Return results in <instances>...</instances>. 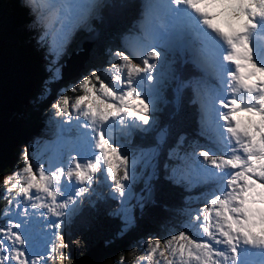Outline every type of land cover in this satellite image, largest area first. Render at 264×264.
Segmentation results:
<instances>
[{"label":"snow or ice","instance_id":"obj_1","mask_svg":"<svg viewBox=\"0 0 264 264\" xmlns=\"http://www.w3.org/2000/svg\"><path fill=\"white\" fill-rule=\"evenodd\" d=\"M21 2L37 45L48 53L47 98L63 79L67 45L78 30H92L101 5ZM140 25L136 53L110 50L107 67L55 91L50 110L62 126L76 129L75 154L46 166L25 145L23 167L4 178L0 199L7 206L0 216L8 219L0 227V264H66L78 241L65 229L77 206L100 187L117 201L110 213L122 221L117 235L133 226L134 210L142 207L132 187L137 161L122 140L134 129L154 127L164 78H177L169 60L177 52L217 86L206 89L203 80L179 85L178 91L193 87L206 143L179 137L164 167L189 188L209 185L210 195L189 208L184 230L131 245V264H264V0H146ZM164 142L166 134L158 141ZM113 264H129V258L121 252Z\"/></svg>","mask_w":264,"mask_h":264},{"label":"trees","instance_id":"obj_2","mask_svg":"<svg viewBox=\"0 0 264 264\" xmlns=\"http://www.w3.org/2000/svg\"><path fill=\"white\" fill-rule=\"evenodd\" d=\"M142 9L139 0H104L98 14L90 21L92 30H78L61 59L62 66L64 63L68 65L74 56L82 54L79 43L87 36L85 34L96 36L82 57L77 73L67 77V73H63L62 81L51 85L53 92L46 98L44 90L49 86L45 81L49 78L48 53L46 48V54L38 50L40 46L31 27L32 16L19 0H0V179L11 171L16 161L21 165L20 149L23 144L32 136L49 131L45 117L58 119L52 114L50 103L59 87L76 82L94 68L106 67L110 50H123L131 54L127 41L138 28ZM185 60V55L172 57V68L177 78L165 76L160 88V100L156 101L155 125L141 137H136V143H133L137 149L158 146L157 170L154 177H150L147 187L152 192L151 199L134 211L133 226L119 236L117 233L123 225L120 219L110 215L117 207V201L109 198L108 190L96 189L97 194L103 193L102 198L97 194L86 196L65 229L68 238L78 241L70 246L71 259L66 264H75L100 242L105 245L98 264H113L121 252L131 261L135 257L129 251L131 245L150 235L166 237L172 227L179 228L186 221L187 203L190 204L195 198L202 200L198 192L204 185L187 190L186 182H175L174 178H170V168L164 167L169 163L168 152L179 137H185L188 142L205 141L199 135L198 105L192 103L193 87L190 85L178 91L182 82L197 80L198 76L200 80L202 78L199 69ZM55 131L53 128L50 132ZM72 133L73 129H68L66 136ZM157 134H166V142L158 143ZM139 166L137 163L136 174L140 175ZM3 191V186H0V196ZM145 194L147 196V192ZM5 204L7 206L6 200L0 199V212ZM6 221V217L0 216V227Z\"/></svg>","mask_w":264,"mask_h":264},{"label":"rangeland","instance_id":"obj_3","mask_svg":"<svg viewBox=\"0 0 264 264\" xmlns=\"http://www.w3.org/2000/svg\"><path fill=\"white\" fill-rule=\"evenodd\" d=\"M19 1L22 4L21 0H19ZM103 1L104 0H98L99 4L101 6L103 5ZM139 2H140V4L144 5L145 0H139ZM141 20L139 21L138 28L133 31L132 36L130 38V41H127V44H129L128 47H130L129 51L131 54L136 53L138 50V45H139L138 37L141 36V34H142V29H141V25H140ZM81 30H84V29H81ZM85 35H87V36L85 38H83V40L79 43V45L81 47L78 45L79 48L82 49V54L81 55L76 54L79 56H74V58L70 61V64H69L70 66L66 71L67 72V74L65 75L66 77L77 73L78 68L81 66L82 57L85 56L87 49L92 44L94 37H96L93 35L90 37L89 33H86ZM38 50L40 51L41 54H46V52L44 51L45 48L40 47V49H38ZM126 54H129V52L127 51ZM64 66L66 68L65 64H64ZM165 71H167V70H165ZM63 73L65 74V70L63 71ZM71 73H73V74H71ZM201 76H202V74H201ZM48 80H49V78L45 79V81H48ZM197 80H200L199 76H198ZM201 80H203V78H201ZM204 87L206 89H209V86H206L205 84H204ZM69 95H71V94L69 93ZM194 96H195V93H194ZM159 100H160V91H159V94L157 97V101H159ZM197 105H198L197 114H198V116H201V109H200L199 103H197ZM52 114H54V113L52 112ZM51 118L52 117H49V116L45 117V119L47 120V124L49 121L51 123V127L55 128L56 130H59V132H50L51 129H53V128H50L49 131H47V130L43 131L38 135L32 136L31 139L27 143L23 144L21 149H20V152H21L22 148L25 145H30V147H29L30 155H31L32 151L35 150L37 155H40L41 161L44 162L46 166H47V163L49 162L50 159H52L53 162L60 160V159H63L66 161L69 155H73L74 154L73 149L76 146L77 137H78V134H76V133H73L74 138H72V136L71 137L65 136L66 132L70 128V125H63L62 126L60 124L59 118L56 121L51 120ZM154 119H155V117H154ZM155 121H156V119H155ZM73 129L76 132V129L75 128H73ZM144 132L145 131H141L139 129H134L131 131L130 135L126 136L122 140V143L124 144L125 149L128 152V154L130 155V157H135L138 165H140L138 168V169H141L140 175L135 173V178H134L132 187H133V191L136 193L137 197L141 199L142 205H144L145 201H149L152 197V192L147 187H148V182L150 180V177L151 176L154 177L156 170H157L155 163L157 160L156 153L158 152V146H156V145H154L153 147L146 146V147H142L140 149H137L133 146V143H136V141H134V139L136 137H141ZM75 134H76V136H75ZM160 137L161 136L159 134H157L156 139L159 140ZM200 143L204 144L203 142H200ZM65 152H67V153H65ZM17 163L18 162L16 161L14 163L11 171L0 179V186H3L4 178L6 176H9L16 169V167L18 165ZM34 164H35V162H34ZM19 166L23 167V160H21V165H19ZM195 187L196 186H194V188ZM185 188L187 190H190L192 187L189 188L187 186V182H186ZM146 192H147V196L145 194ZM198 195L201 199H204V197L210 195V186L204 185L203 188H201V190L198 192ZM197 200L198 199L195 198V199H193V201L190 204L187 203L186 209L189 210V208H195L198 205ZM133 203H135V201H133ZM5 207H6V204H5ZM139 208H140V206H137L135 208V210H137ZM186 209H184V212L186 211ZM39 211H43V210H39ZM11 218L14 220L16 219L15 216H13ZM6 219H8V218L6 217ZM52 219H55V218H52ZM186 221H187V218H186ZM186 221H184L179 228L172 227L169 230V232H167V234H169L172 231L184 230L186 227ZM132 258H133V260H135V257H132ZM133 260H131V261H133ZM131 261H129V264H131Z\"/></svg>","mask_w":264,"mask_h":264},{"label":"water","instance_id":"obj_4","mask_svg":"<svg viewBox=\"0 0 264 264\" xmlns=\"http://www.w3.org/2000/svg\"><path fill=\"white\" fill-rule=\"evenodd\" d=\"M64 68V67H63ZM63 71V69H62ZM104 242H100L99 244H97L95 247H93L92 249H90L89 251H87L82 257H80L75 264H78L79 262H81V260L83 258H90L93 260L92 264H98L101 256L104 253Z\"/></svg>","mask_w":264,"mask_h":264},{"label":"bare ground","instance_id":"obj_5","mask_svg":"<svg viewBox=\"0 0 264 264\" xmlns=\"http://www.w3.org/2000/svg\"><path fill=\"white\" fill-rule=\"evenodd\" d=\"M69 64H70V62L68 63V65L66 66V68L63 69V71L65 70V74L67 73L66 71H67V69H68L69 66H70ZM101 188H103V187H100L99 189H101ZM92 262H93V260L90 259V258H83V259L81 260V262H79L78 264H92Z\"/></svg>","mask_w":264,"mask_h":264},{"label":"clouds","instance_id":"obj_6","mask_svg":"<svg viewBox=\"0 0 264 264\" xmlns=\"http://www.w3.org/2000/svg\"><path fill=\"white\" fill-rule=\"evenodd\" d=\"M64 64L67 66V64H66V63H64ZM63 67L65 68V66H64V65H63ZM63 67H62V69H64ZM62 72H63V71H62ZM202 200H203V199H202Z\"/></svg>","mask_w":264,"mask_h":264}]
</instances>
